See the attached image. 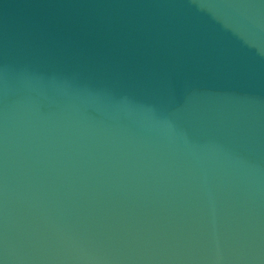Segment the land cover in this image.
<instances>
[{
	"label": "water",
	"instance_id": "obj_1",
	"mask_svg": "<svg viewBox=\"0 0 264 264\" xmlns=\"http://www.w3.org/2000/svg\"><path fill=\"white\" fill-rule=\"evenodd\" d=\"M0 264H264V0H0Z\"/></svg>",
	"mask_w": 264,
	"mask_h": 264
}]
</instances>
